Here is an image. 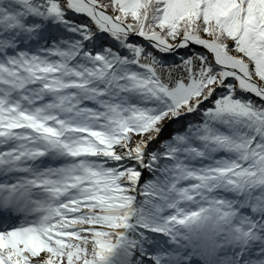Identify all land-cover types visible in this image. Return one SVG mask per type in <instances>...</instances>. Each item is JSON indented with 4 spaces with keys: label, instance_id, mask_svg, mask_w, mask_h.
<instances>
[{
    "label": "snow or ice",
    "instance_id": "snow-or-ice-1",
    "mask_svg": "<svg viewBox=\"0 0 264 264\" xmlns=\"http://www.w3.org/2000/svg\"><path fill=\"white\" fill-rule=\"evenodd\" d=\"M0 264H264V0H0Z\"/></svg>",
    "mask_w": 264,
    "mask_h": 264
}]
</instances>
